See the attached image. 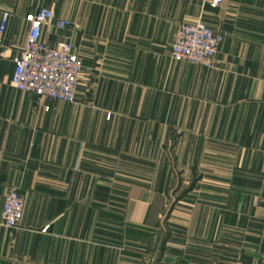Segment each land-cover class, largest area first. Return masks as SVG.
<instances>
[{
	"label": "crops",
	"instance_id": "0c3cea01",
	"mask_svg": "<svg viewBox=\"0 0 264 264\" xmlns=\"http://www.w3.org/2000/svg\"><path fill=\"white\" fill-rule=\"evenodd\" d=\"M211 2L0 0V264H264V0ZM39 6L71 23L43 38L83 62L74 103L11 84ZM198 20L223 37L209 68L171 58ZM170 158L197 176L162 220Z\"/></svg>",
	"mask_w": 264,
	"mask_h": 264
},
{
	"label": "built area",
	"instance_id": "2783aa9c",
	"mask_svg": "<svg viewBox=\"0 0 264 264\" xmlns=\"http://www.w3.org/2000/svg\"><path fill=\"white\" fill-rule=\"evenodd\" d=\"M220 3L221 0H212L210 5L217 7ZM9 20L8 13L1 16L0 36L6 32ZM26 21L29 25L28 33L24 49L13 59L11 84L19 91L33 93L41 99L74 103L83 62L75 53L72 42L64 40L52 47L43 38L46 28L65 30L71 23L56 18L53 7L43 6L29 13ZM222 40V36L216 35L202 21L183 22L171 45V58L212 67ZM23 207L24 197L18 189H8L1 210L3 226L10 231L17 230L22 221Z\"/></svg>",
	"mask_w": 264,
	"mask_h": 264
},
{
	"label": "rangeland",
	"instance_id": "374dc122",
	"mask_svg": "<svg viewBox=\"0 0 264 264\" xmlns=\"http://www.w3.org/2000/svg\"><path fill=\"white\" fill-rule=\"evenodd\" d=\"M169 162H171V165L173 166L174 179L173 184L167 191L165 205L161 217L162 220H164V218L170 213L172 206L191 191L192 183L196 180L194 178L197 176L194 173V168L191 167L188 171V168L178 166L177 159L170 158Z\"/></svg>",
	"mask_w": 264,
	"mask_h": 264
}]
</instances>
